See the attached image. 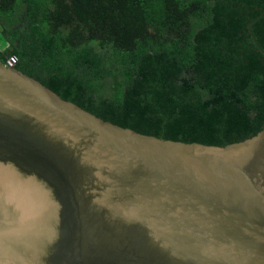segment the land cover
Returning a JSON list of instances; mask_svg holds the SVG:
<instances>
[{
	"label": "water",
	"instance_id": "1",
	"mask_svg": "<svg viewBox=\"0 0 264 264\" xmlns=\"http://www.w3.org/2000/svg\"><path fill=\"white\" fill-rule=\"evenodd\" d=\"M0 264H264V129L142 133L0 61Z\"/></svg>",
	"mask_w": 264,
	"mask_h": 264
},
{
	"label": "trees",
	"instance_id": "2",
	"mask_svg": "<svg viewBox=\"0 0 264 264\" xmlns=\"http://www.w3.org/2000/svg\"><path fill=\"white\" fill-rule=\"evenodd\" d=\"M0 61L98 117L185 142L264 129V0H0Z\"/></svg>",
	"mask_w": 264,
	"mask_h": 264
},
{
	"label": "built area",
	"instance_id": "3",
	"mask_svg": "<svg viewBox=\"0 0 264 264\" xmlns=\"http://www.w3.org/2000/svg\"><path fill=\"white\" fill-rule=\"evenodd\" d=\"M7 47H3V48L0 47V51L4 52L7 49ZM4 64L9 66L10 68H15L18 64V58L15 55L10 56L6 59V62Z\"/></svg>",
	"mask_w": 264,
	"mask_h": 264
},
{
	"label": "rangeland",
	"instance_id": "4",
	"mask_svg": "<svg viewBox=\"0 0 264 264\" xmlns=\"http://www.w3.org/2000/svg\"><path fill=\"white\" fill-rule=\"evenodd\" d=\"M0 42H2V39H1V37H0Z\"/></svg>",
	"mask_w": 264,
	"mask_h": 264
}]
</instances>
